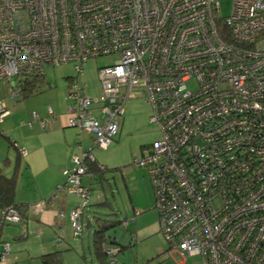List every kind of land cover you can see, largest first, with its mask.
Segmentation results:
<instances>
[{
    "label": "built area",
    "instance_id": "obj_1",
    "mask_svg": "<svg viewBox=\"0 0 264 264\" xmlns=\"http://www.w3.org/2000/svg\"><path fill=\"white\" fill-rule=\"evenodd\" d=\"M101 56L116 60L98 70L100 98L71 79L65 111L93 144L50 198L64 189L82 197L68 213L74 238L90 201L83 178L94 176L90 163L105 169L93 150L110 148L126 102L143 97L160 136L133 165L148 171L170 251L202 264H264V0H232L225 17L221 0H0V86L10 97L48 65L73 64L80 76ZM8 114L0 97V124ZM49 117L35 112L30 125L47 128ZM1 219L22 216L9 206ZM0 244L6 264L10 244ZM104 249L117 264L120 251Z\"/></svg>",
    "mask_w": 264,
    "mask_h": 264
},
{
    "label": "rangeland",
    "instance_id": "obj_2",
    "mask_svg": "<svg viewBox=\"0 0 264 264\" xmlns=\"http://www.w3.org/2000/svg\"><path fill=\"white\" fill-rule=\"evenodd\" d=\"M231 6L232 0H221V15L228 16ZM115 60L114 56L90 59L84 66V74L80 76L73 64L48 65L39 82L40 87L28 97L21 94L12 98L7 84H1L0 97L5 98L9 114L0 124V174L10 177L18 166L16 201L31 199L47 188L49 181L46 172L41 171L39 165L50 164L49 160L55 161L54 157H59L61 153L60 145L54 139L57 137H49L50 129H40L34 123L30 127L33 113L45 117L49 106L59 111L66 109L71 79L80 84L87 83L83 92L85 95L100 98L102 88L98 70L113 64ZM125 110L124 128L110 148L104 150L97 147L94 151L98 162L106 167L102 170L104 177L97 176L98 179L88 184L91 188L90 201L84 214L83 232L77 239L71 233L66 236L62 264H102L93 250L95 216L117 222L106 231L109 241H115L111 246L120 250L117 264H202L199 256L183 255L178 250L170 251L160 230L157 208L135 206L134 201L145 203L149 199L150 189H147L150 186L145 185L147 180L143 167L134 166L133 162L143 156L144 149L159 138L160 132L150 120L152 107L143 97L129 99ZM85 138L90 140L89 136ZM15 142L29 154L21 156L14 146ZM36 146L42 148L33 151ZM30 163L34 165L33 171H29ZM35 165H38L39 170H35ZM36 189L39 191L36 192ZM72 194L79 199L77 204L82 203V197ZM101 200L105 201V205L97 204ZM125 221L128 223L125 224ZM4 228L13 230L20 227L6 224ZM40 261L35 258L24 264H41ZM107 262L109 264L108 257Z\"/></svg>",
    "mask_w": 264,
    "mask_h": 264
},
{
    "label": "crops",
    "instance_id": "obj_3",
    "mask_svg": "<svg viewBox=\"0 0 264 264\" xmlns=\"http://www.w3.org/2000/svg\"><path fill=\"white\" fill-rule=\"evenodd\" d=\"M53 109L55 111L54 117H49L48 114H46L45 116L47 118H50L47 128H42L38 122L34 123V125L36 124L40 129H50L49 137H57L54 139L56 143L60 145L59 150L61 153L59 157H54L55 161L49 160L50 164H44L41 166L39 165L41 171L46 172V177L49 181L47 188L44 189L43 192H40L38 196L36 195L31 199H25V201L20 199H18V201H16V199L14 200L16 204L32 205V208L23 215L21 222L13 224L19 226L20 228H15L13 230L5 229L4 225H6L7 223H1L0 211V241H7L10 244V252L7 256L6 264H24V262L35 258H39V260H41L40 263L43 264L41 259L42 255L57 251L62 252L63 258V252L66 249L62 248L67 245L66 236L71 233L74 237L73 228L71 226L68 213L69 210L75 207V205L79 202V199L76 198L74 194H72V192L66 189L61 190L58 193L57 199L52 200L50 198L55 192L56 187L65 183L66 177L64 176L63 171L74 166L72 157L74 155L81 154L83 152V149H86L93 144V135L87 132L80 131L79 129L69 127L67 125L65 115L66 109L60 111L55 108ZM124 122L125 120H123L121 131L124 128ZM30 127H33V125H30ZM85 136H89L90 140H87ZM152 144L153 143H151L148 148L144 150H149L152 147ZM41 148V146H36L34 147L33 151L39 150ZM95 149L96 148H94L93 151H95ZM28 168L29 171H33L34 165L30 163ZM36 169H38V165H35V170ZM143 169L144 177L147 180L145 181V185L146 187L150 186L147 189H150V196L149 199H146L145 203L143 201L141 202V200L139 202L134 200L133 201L135 206L137 205V207L139 205L147 209H155V200L153 197L154 193L149 174L146 168L143 167ZM103 172L101 174H97L96 177L99 176V178H103ZM96 177L85 175L83 178V184L91 189L88 184L93 181V179H98V177ZM85 181H87L88 183H85ZM18 188L19 183L17 179L15 197L17 196ZM38 191L39 190L36 189V192ZM42 199L47 200L46 205L43 209L39 207V203ZM103 203H105V201L101 200L97 202V204H99L100 206ZM62 213H64L65 216H61ZM97 218H99V216H95V219ZM126 222L128 223V221H125L124 223L126 224ZM6 232H8V234L10 235H8ZM1 249L2 246L0 244V251Z\"/></svg>",
    "mask_w": 264,
    "mask_h": 264
},
{
    "label": "trees",
    "instance_id": "obj_4",
    "mask_svg": "<svg viewBox=\"0 0 264 264\" xmlns=\"http://www.w3.org/2000/svg\"><path fill=\"white\" fill-rule=\"evenodd\" d=\"M40 80H42V78H35L33 80L25 81L22 84L21 94L24 95V97H28L29 95L33 94L36 91V89L40 87V84H39ZM14 146L18 149L21 156H25L21 154L20 152V148L22 147H20L16 142L14 143ZM90 171L93 173L95 177L98 173L99 174L102 173V170H100L98 166L94 163L93 164L90 163ZM17 172H18V166L16 167L15 173L10 177L0 174L1 217H2V211L9 206H13L17 208L20 211L22 217L27 211H29L32 208L31 204H16L14 202L16 186H17V179H18ZM103 205H105V203L101 204V206ZM1 223L2 224L4 223L2 219H1ZM115 223L117 222L108 221L101 217L96 219V224H95L96 229L94 231V237H93V250H94L96 257L100 260L102 264H108L104 245L115 243V241L113 242L109 241V239L106 236V231L109 228L115 226ZM7 224H10V223H7ZM41 259H42L43 264H62L63 262L61 251L42 255Z\"/></svg>",
    "mask_w": 264,
    "mask_h": 264
}]
</instances>
